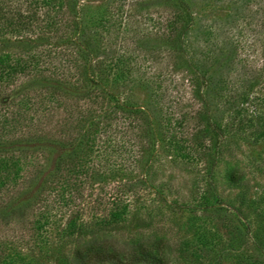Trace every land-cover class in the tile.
Instances as JSON below:
<instances>
[{"label":"rangeland","instance_id":"374dc122","mask_svg":"<svg viewBox=\"0 0 264 264\" xmlns=\"http://www.w3.org/2000/svg\"><path fill=\"white\" fill-rule=\"evenodd\" d=\"M170 1L0 0V264H264V0Z\"/></svg>","mask_w":264,"mask_h":264},{"label":"trees","instance_id":"16d2710c","mask_svg":"<svg viewBox=\"0 0 264 264\" xmlns=\"http://www.w3.org/2000/svg\"><path fill=\"white\" fill-rule=\"evenodd\" d=\"M71 1V0H70ZM72 3V2H71ZM70 3V4H71ZM73 4V3H72ZM168 7L175 10V13L178 12L179 6L175 4L174 2L170 1L167 3ZM172 10V11H173ZM167 28L169 31L170 37L173 36V38L170 40L171 45L168 46V50L172 53H174L178 57H182V52L180 47L178 46L179 42L177 37L173 34L174 33V20H170L167 22ZM176 37V38H175ZM85 56H89V53L84 52ZM263 70V69H262ZM47 83H53L51 85H47ZM57 81L49 78V77H41V82H36V87L38 88H59L57 85ZM86 95V94H84ZM83 96V95H82ZM135 113V112H133ZM196 119V128H199L201 123L206 119L201 114L196 115L194 118ZM198 130V129H197ZM37 145L44 144L45 146H48L50 149L53 147H56V143L53 141H50L48 139H40L38 138L36 140ZM239 178V175L237 173H232L229 175V179L231 181H237ZM46 180L42 182V185H45ZM30 201L20 202L16 205V207L9 213V217L13 216H23L26 213L27 207L29 206ZM94 246L90 245L87 248L82 249L77 253V260L80 264H98V263H110V264H137V263H145V264H167L166 258H165V244L161 241L150 243V242H144L141 244L136 245V247L133 249V252L136 251L137 255H131L130 257H125L120 259L116 253L114 252H100L93 251ZM93 251V252H92Z\"/></svg>","mask_w":264,"mask_h":264}]
</instances>
